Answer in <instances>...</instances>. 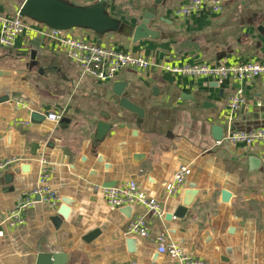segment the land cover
Returning <instances> with one entry per match:
<instances>
[{"label":"crops","instance_id":"crops-1","mask_svg":"<svg viewBox=\"0 0 264 264\" xmlns=\"http://www.w3.org/2000/svg\"><path fill=\"white\" fill-rule=\"evenodd\" d=\"M24 1L0 0V10L15 17ZM67 1L89 5L97 0ZM154 1L113 0L109 12L128 26L126 33L69 31L152 61L147 70L124 69L111 81L83 76L68 52L42 32L19 37L12 46L0 44V162L21 159L0 170V264H35L44 251L66 253V264H175L159 251L160 233L207 264H264V142L233 144L225 139L229 129L264 125V119L255 116L264 108V76L219 84L213 78L164 70L166 64L264 62V0H229L220 13L203 7L186 17L174 13L186 0H166L157 6L151 23L162 37L133 42L130 28L141 22ZM117 81L126 82L124 95L144 109V119L120 105ZM240 87L245 103L229 121L228 101ZM35 110L45 118L35 121ZM51 112L62 113L61 120L50 119ZM101 119L112 128L95 144ZM215 125L223 127L221 140L214 138ZM99 155L105 162L98 161ZM43 157L48 160V185L59 201H38L18 227L3 224L21 197L38 186ZM251 157L259 159L256 168ZM106 163L111 170L105 169ZM23 165H29V171L21 169L10 181L5 179V173ZM181 165L191 174L179 195L167 196L166 185ZM130 180L165 209L163 218L152 219L146 238L130 234L129 225L139 215L151 218L148 210L132 205L127 216L125 206L110 207L101 189L106 181L122 185ZM191 185L199 192L186 216L168 220L166 215L177 210ZM224 189L231 192L229 201L222 199ZM63 196L78 206L56 227L52 217ZM95 231L94 238L85 239ZM128 237L139 240L137 253L130 251Z\"/></svg>","mask_w":264,"mask_h":264},{"label":"built area","instance_id":"built-area-1","mask_svg":"<svg viewBox=\"0 0 264 264\" xmlns=\"http://www.w3.org/2000/svg\"><path fill=\"white\" fill-rule=\"evenodd\" d=\"M229 0H186L181 6L175 9L176 17H186L203 7H209L214 13L223 11L226 2ZM62 31L32 20L21 17H9L0 10V44L12 46L19 37H31L42 32L46 39L54 41L64 48L69 57L76 61L82 68V75L89 76L98 81L107 82L115 79L117 74L128 68L147 70L151 67L152 61L145 57L136 55L131 51L122 50L113 46H107L91 42L85 38L78 37L69 32ZM164 70L189 77H209L219 84H224L229 79H235L240 83L251 82L259 76H264V62L246 63H216V64H166ZM245 103L244 89L240 87L228 101L229 121H232L234 113ZM63 114L59 112L48 113V117L54 121H60ZM21 124L28 125L30 121H21ZM225 139L233 144H247L264 142V127L251 130L229 129ZM19 157H13L0 162V170L10 168L19 162ZM43 168L40 172L38 186L29 194L23 195L17 204L3 219L11 227H18L25 221V213L34 207L38 201H45L56 204L59 196L48 185V172L46 157L42 158ZM191 170L186 165H181L176 171L173 179L166 185L167 196H177L186 185L187 177ZM103 195L112 208L128 205H142L151 215L137 216L129 225V233L143 238L150 234L151 221L154 218H163L165 209L160 201L150 197L136 180H130L125 184L111 187H102ZM3 232L0 230V235ZM158 248L162 253H167L176 260L175 264H207L203 259L187 254L176 242L168 241L165 233L157 235Z\"/></svg>","mask_w":264,"mask_h":264},{"label":"water","instance_id":"water-1","mask_svg":"<svg viewBox=\"0 0 264 264\" xmlns=\"http://www.w3.org/2000/svg\"><path fill=\"white\" fill-rule=\"evenodd\" d=\"M246 2L247 0H242ZM166 0H155L154 5L150 7L143 15L141 22L135 27L130 28L129 36L132 38L133 42H137L144 38H150L153 40H158L162 37L161 31L152 28V21L156 17L157 6L164 4ZM113 4V0H97L95 3L89 5H76L67 0H25L19 10V15L21 17L30 18L37 22L43 23L50 28L66 31L73 28H86L95 31L99 34H105L109 32L126 33L128 26L120 19L114 17L110 14L109 8ZM262 27H260L261 29ZM127 84L124 81H117L114 83L115 92L121 96L120 105L131 112L137 113L138 117L142 120L145 116V111L142 107L132 102L129 98L124 95V90ZM7 100L8 97H4ZM35 121H41L45 116L39 111H33L31 114ZM261 119H264V108L261 109L255 115ZM141 120L138 122L141 123ZM259 127H264L261 125ZM258 127V128H259ZM112 125L106 120H99L96 125V136L95 144H99L104 141L110 132ZM253 129V128H252ZM251 130V129H248ZM214 138L216 140H221L224 137L223 127L215 125L213 127ZM137 131L134 132L136 134ZM86 157L84 156L83 159ZM98 161L100 163L105 162L103 155H99ZM251 167L256 168L259 165V159L251 157L250 159ZM29 171V165H23L21 168L15 167L13 170L5 173L4 177L7 181L13 179V172L18 173L19 170ZM106 170H111L112 165L109 163L105 164ZM116 181H106L104 187L115 186ZM198 190L195 185H191L184 192L183 202L174 213H168L166 218L171 220L174 216L177 218H184L195 201L198 194ZM231 198V192L224 189L222 191L223 201H229ZM62 204L57 210V214L52 217L53 222L56 227H60L63 220L68 219L71 213V208L77 207L78 202L67 196L61 197ZM123 212L130 216L132 212V206L128 205L123 208ZM235 228L231 227L229 229L230 233H234ZM173 233V232H172ZM98 231L89 233L86 235L85 239L89 240L95 237ZM205 241H210L211 235L207 231L204 235ZM127 245L131 252L137 253L139 250V240L135 237H128ZM218 250V249H216ZM223 261H227L226 257L221 258ZM68 261V255L64 252L59 251H44L37 255V260L35 264H66Z\"/></svg>","mask_w":264,"mask_h":264}]
</instances>
